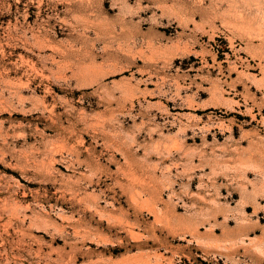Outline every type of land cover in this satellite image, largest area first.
Returning a JSON list of instances; mask_svg holds the SVG:
<instances>
[{
	"label": "rangeland",
	"instance_id": "obj_1",
	"mask_svg": "<svg viewBox=\"0 0 264 264\" xmlns=\"http://www.w3.org/2000/svg\"><path fill=\"white\" fill-rule=\"evenodd\" d=\"M0 264H264V0H0Z\"/></svg>",
	"mask_w": 264,
	"mask_h": 264
}]
</instances>
